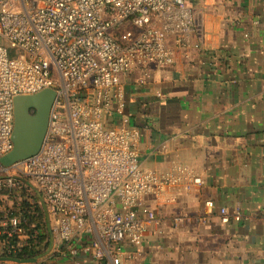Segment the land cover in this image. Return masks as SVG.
I'll return each instance as SVG.
<instances>
[{"label": "built area", "instance_id": "built-area-1", "mask_svg": "<svg viewBox=\"0 0 264 264\" xmlns=\"http://www.w3.org/2000/svg\"><path fill=\"white\" fill-rule=\"evenodd\" d=\"M203 1L0 0V264H54L78 245L125 264L127 243L140 244L157 221L141 214L147 199L178 203L200 183L176 159L144 170L150 125L126 106L128 76L173 65ZM45 89L57 98L40 152L4 166L15 98ZM220 213L224 224L243 217L241 208Z\"/></svg>", "mask_w": 264, "mask_h": 264}, {"label": "crops", "instance_id": "crops-1", "mask_svg": "<svg viewBox=\"0 0 264 264\" xmlns=\"http://www.w3.org/2000/svg\"><path fill=\"white\" fill-rule=\"evenodd\" d=\"M201 16L173 65L128 76L126 115L150 125L144 170L176 159L200 183L178 203L147 199L141 214L157 221L125 264H264V0H207ZM77 247L53 263L107 264Z\"/></svg>", "mask_w": 264, "mask_h": 264}, {"label": "water", "instance_id": "water-1", "mask_svg": "<svg viewBox=\"0 0 264 264\" xmlns=\"http://www.w3.org/2000/svg\"><path fill=\"white\" fill-rule=\"evenodd\" d=\"M56 98L57 92L54 89L15 98L14 148L1 159L4 166H12L40 152Z\"/></svg>", "mask_w": 264, "mask_h": 264}, {"label": "rangeland", "instance_id": "rangeland-1", "mask_svg": "<svg viewBox=\"0 0 264 264\" xmlns=\"http://www.w3.org/2000/svg\"><path fill=\"white\" fill-rule=\"evenodd\" d=\"M207 0L199 3H194L193 6V11H194V20L196 18V24L202 22V16L201 14L204 12V7L206 6ZM119 118V115H115V119Z\"/></svg>", "mask_w": 264, "mask_h": 264}, {"label": "trees", "instance_id": "trees-1", "mask_svg": "<svg viewBox=\"0 0 264 264\" xmlns=\"http://www.w3.org/2000/svg\"><path fill=\"white\" fill-rule=\"evenodd\" d=\"M41 250H42V249H39L38 252H40ZM28 256L32 257V254L29 253Z\"/></svg>", "mask_w": 264, "mask_h": 264}]
</instances>
